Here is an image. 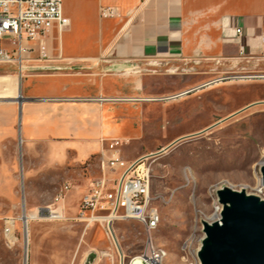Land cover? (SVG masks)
I'll use <instances>...</instances> for the list:
<instances>
[{"label": "crops", "instance_id": "crops-1", "mask_svg": "<svg viewBox=\"0 0 264 264\" xmlns=\"http://www.w3.org/2000/svg\"><path fill=\"white\" fill-rule=\"evenodd\" d=\"M100 7L117 14L102 19ZM62 14L66 27L28 43L21 75L0 76V97L24 99L20 119L18 103L0 104V145L21 139L25 178L78 169L113 140L119 173L154 154L159 104L165 117L172 102L198 96L208 72L264 77V0H65Z\"/></svg>", "mask_w": 264, "mask_h": 264}, {"label": "rangeland", "instance_id": "rangeland-1", "mask_svg": "<svg viewBox=\"0 0 264 264\" xmlns=\"http://www.w3.org/2000/svg\"><path fill=\"white\" fill-rule=\"evenodd\" d=\"M9 74L20 72L0 66V76ZM203 77L216 84L198 96L172 102L165 117L166 103L158 106L161 136L151 142L156 145L154 154L168 149L147 161L153 204L160 214L155 230L135 220H117L111 236L98 223L89 225L77 214L90 182L101 174L98 157L75 170L41 171L25 178L27 156H23L20 139L0 145V162L15 167L0 169V219L34 217L26 229L27 264H122V258L123 264H129L151 249L165 251L162 264H197L202 222L211 220L217 190L227 186L259 194L264 161V77L245 72H208ZM124 151L127 159H133L138 149L127 146ZM65 183L71 189L65 198L64 218L44 220L35 215L38 208L54 204ZM10 192L15 201L8 197ZM23 229L19 220L18 243L12 249L0 237V264H24Z\"/></svg>", "mask_w": 264, "mask_h": 264}, {"label": "built area", "instance_id": "built-area-1", "mask_svg": "<svg viewBox=\"0 0 264 264\" xmlns=\"http://www.w3.org/2000/svg\"><path fill=\"white\" fill-rule=\"evenodd\" d=\"M65 0H0V65L16 66L23 70L25 56L29 52L28 43L40 41L51 34L54 24L60 29L68 25L63 17L62 4ZM102 19L116 16L112 7H100ZM10 36L8 40L4 36ZM241 36L242 30L236 29ZM8 41L9 48L4 42ZM264 43V36L262 37ZM42 58H46L45 48H41ZM121 142L110 141L101 157V174L94 178L80 201L79 213L88 224L98 223L107 234L111 233L113 223L117 220H135L147 230H155L160 222L158 208L154 206L151 195V169L147 164L154 154L146 155L127 165L116 173L122 164L119 152ZM71 185L65 183L54 204L38 208L37 216L42 219H63L65 198ZM261 198L264 199L262 193ZM223 207L218 198L214 199V215L222 212ZM87 217V218H85ZM20 218L7 217L0 219V237L10 240L11 249L18 243L17 224ZM186 244L184 245V249ZM157 250L151 249L141 257L145 264H158ZM123 264V258H122Z\"/></svg>", "mask_w": 264, "mask_h": 264}, {"label": "water", "instance_id": "water-1", "mask_svg": "<svg viewBox=\"0 0 264 264\" xmlns=\"http://www.w3.org/2000/svg\"><path fill=\"white\" fill-rule=\"evenodd\" d=\"M23 101L21 94L20 99L11 101L19 105V119ZM260 172L264 189V165ZM216 194L223 207L221 220L211 224L202 222L204 237L197 252L200 264H264V199L227 186L218 189ZM140 264H145L143 258Z\"/></svg>", "mask_w": 264, "mask_h": 264}, {"label": "bare ground", "instance_id": "bare-ground-1", "mask_svg": "<svg viewBox=\"0 0 264 264\" xmlns=\"http://www.w3.org/2000/svg\"><path fill=\"white\" fill-rule=\"evenodd\" d=\"M210 84H211V83H210ZM17 99H20V95L15 96V97H0V101H14V100H17ZM261 165H264V161L261 162ZM260 185H261V180H260ZM257 188H258V187H257ZM258 192H259V194L254 193V194H252V195H256V196L261 197L260 194L262 193V195H263V197H264V189H263L262 185H261V187L258 189ZM24 215H25V214H23V215L20 216L19 218H20V220L22 221V223H23V227H24V229H23V230H24V235H25V239H24V247H25V253H26L24 264H27L28 247H29V235H28L26 229H27V224H28V222H29L30 220H32L34 217H33L32 215H30V214H26V216H25V218H24L25 221H24V220H23V216H24ZM220 220H221V212H218V213H215L214 215H212L211 220H207V219H205V220H203V221H206L207 223L211 224V223H214V222H220ZM203 237H204V236H203ZM202 239H203V238H202ZM5 242H6L7 247H8V248H11V242H10V240H5ZM165 256H166L165 251L157 250V262H158V264H162V261H163V259H164ZM141 259H142L141 256H136V258H135V260L132 262V264H140ZM196 259H197V264H200L199 259H198V256H196Z\"/></svg>", "mask_w": 264, "mask_h": 264}]
</instances>
